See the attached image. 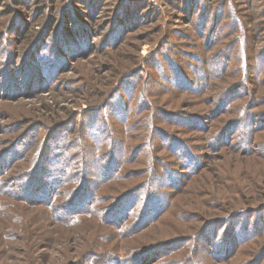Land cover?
Instances as JSON below:
<instances>
[{
    "label": "rangeland",
    "instance_id": "374dc122",
    "mask_svg": "<svg viewBox=\"0 0 264 264\" xmlns=\"http://www.w3.org/2000/svg\"><path fill=\"white\" fill-rule=\"evenodd\" d=\"M0 264H264V0H0Z\"/></svg>",
    "mask_w": 264,
    "mask_h": 264
},
{
    "label": "trees",
    "instance_id": "16d2710c",
    "mask_svg": "<svg viewBox=\"0 0 264 264\" xmlns=\"http://www.w3.org/2000/svg\"><path fill=\"white\" fill-rule=\"evenodd\" d=\"M62 160L61 157L55 158L54 164L52 165V167L50 168V170L48 171V173L45 176H42L40 179V181L42 182H38V186H36V190L33 189L34 191H32L31 193L33 195H37V197L41 198V197H45V198H49V204L47 205H52L53 202H55V199L57 198V193L56 191L60 188V187H66L71 179H72V174L71 172H69L68 168H64L63 167H58L59 166V161ZM32 170V169H31ZM31 170H29L28 173H31ZM48 178L50 179L49 182L47 183L46 181L48 180ZM144 188H140L138 190H130L128 192H126L124 195H121L120 197L117 198L116 202H128L130 200L129 197L134 196V198H132L130 201L131 202H135V199H139V201L137 200V202H150L152 199L150 198L151 195H149L147 192H141L143 191ZM32 190V189H31ZM28 191V190H26ZM74 192V198L76 199V201H72L70 199L67 200V202H87V201H83V200H79L77 201V196H76V191H72ZM147 194V195H146ZM143 195H145L146 197L143 198ZM154 195V194H153ZM89 196V194H88ZM91 202H95V198L96 196L94 194H92L91 196ZM78 198H80V193L78 195ZM70 200V201H69ZM85 200V198H84ZM89 202V201H88ZM65 208H63L64 210ZM131 209V207H130Z\"/></svg>",
    "mask_w": 264,
    "mask_h": 264
}]
</instances>
